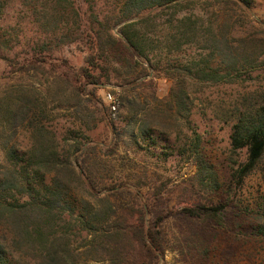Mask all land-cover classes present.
<instances>
[{
	"label": "trees",
	"instance_id": "obj_1",
	"mask_svg": "<svg viewBox=\"0 0 264 264\" xmlns=\"http://www.w3.org/2000/svg\"><path fill=\"white\" fill-rule=\"evenodd\" d=\"M78 1L24 0V3L34 6V18L47 33L55 35L63 23L61 39L69 40L73 35L71 22L79 18L75 7ZM200 1L123 0L112 17L97 20V27H91L87 33L85 65L79 69L55 58L51 50L45 49L47 45L25 60L21 70L48 76L51 100L39 97L34 90L14 87L0 96V150L4 156L0 166V264H85L84 258L102 264H159L165 258L163 221L148 226V207L139 193L126 184L109 185L104 181L108 166L97 153L98 145H90V138L78 130H70L59 139L53 123L55 110L83 107L86 86L93 87L86 99L89 102L96 100L99 88L114 80L131 85L146 76L147 68L135 60L137 56L145 58L158 75L163 72L174 80L170 94L163 100L156 99L158 105L149 118L186 120L193 84L238 83L248 62L241 60V47L228 42L230 32L221 36L201 31L200 17L188 14ZM209 1L238 9L250 4V0ZM4 5L0 3V12ZM167 14L169 19L159 23ZM134 18L139 19L121 28L125 41L111 33L113 26ZM161 24V42L151 47L147 34H157ZM227 27L231 28L229 20L225 21L224 28ZM140 28H145L147 34L142 36ZM196 42L219 51L214 66L170 63V55L185 54ZM163 54L169 61L166 64L162 62ZM140 113L131 114L124 121L127 125L135 122L132 126H136L140 135L156 143L160 131L149 127L148 121L137 119L135 115ZM231 113V152L236 154L245 149L247 153L246 161L233 173L234 182L241 186L264 162V91L244 97ZM111 114L109 105L100 111V121L113 127ZM20 130L29 134L27 149L17 145ZM113 130L114 141L107 149L111 153L121 144V133ZM201 144L200 135L193 132L190 152L198 167V185L210 187L216 182L210 181L211 166L202 154ZM102 191L106 193L100 196ZM115 201L124 205L117 210ZM225 211L224 205L213 201L201 203L189 199L182 213L188 220L220 224ZM261 214L264 221V211ZM253 228L264 232V224Z\"/></svg>",
	"mask_w": 264,
	"mask_h": 264
},
{
	"label": "rangeland",
	"instance_id": "obj_2",
	"mask_svg": "<svg viewBox=\"0 0 264 264\" xmlns=\"http://www.w3.org/2000/svg\"><path fill=\"white\" fill-rule=\"evenodd\" d=\"M0 3L5 4L0 12V96L14 87L34 90L39 97L51 100L48 76L21 70L25 67V60L39 54L41 47L47 45L45 49L51 50L55 58L66 60L74 69L81 68L87 55L84 46L87 33L91 32V27H97V20L107 15L112 17L123 0L76 2L79 18L71 22L73 35L69 40L68 37L61 39L63 23L59 24L60 29L55 35L43 30L34 18V6L24 0H0ZM149 13L145 12L141 17ZM188 14L200 17L202 32L209 30L214 35L230 32L228 42L233 47H241V60L248 64L238 83L193 84L190 86V114L186 120H164L162 116L149 118L158 100L170 94L174 80L163 72L158 75L159 72H155L145 58L137 56L135 60L147 68L146 76L131 85L114 80L96 91L95 101H86L93 91L92 86H86L82 108L55 110L54 130L59 139L70 130L88 136L90 145H98V155L106 160L108 168L104 181L109 185L126 184L139 193L148 207V226L163 221L167 252L159 264H264V232L253 228L264 224L261 214L264 211V162L241 186H237L233 173L246 161L247 153L244 149L233 154L230 147V116L234 107L244 97L264 91V0H250V4L241 9L201 0L188 10ZM138 19L113 26L111 33L121 42L125 41L122 26ZM168 19V14L164 15L159 23ZM226 20L231 28H224ZM159 28L157 34H147L145 28H140L142 36L147 34L151 47L161 42L162 24ZM153 54H150L152 59ZM219 55V51H211L203 42H196L187 48L185 54L170 55L168 59L174 64L192 62L203 67L206 63L214 66ZM168 59L162 55L164 64L169 62ZM108 93L112 94L117 105L116 112L112 111L113 103L107 99ZM109 105L113 112V127L100 121V111ZM139 111L141 113L135 115L137 119L148 121L149 127L160 131L156 143L150 137H142L136 126H132L135 122L127 125L124 121ZM114 128L121 133V144L111 153L107 149L114 141ZM193 132L201 137L202 154L211 166L210 181L216 182L210 187L198 185V167L190 152ZM16 141L19 148L27 149L30 146L28 132L20 130ZM3 162L0 150V166ZM105 193L102 191L100 196ZM189 199L224 205L226 211L220 224L188 220L182 211L188 206ZM121 202L115 201L117 210L124 205ZM83 261L85 264H102L85 258Z\"/></svg>",
	"mask_w": 264,
	"mask_h": 264
},
{
	"label": "built area",
	"instance_id": "obj_3",
	"mask_svg": "<svg viewBox=\"0 0 264 264\" xmlns=\"http://www.w3.org/2000/svg\"><path fill=\"white\" fill-rule=\"evenodd\" d=\"M107 99H108L111 103H113L112 111H113V112H116V110H117V105L115 104V101H114L113 96H112L111 93H108V94H107Z\"/></svg>",
	"mask_w": 264,
	"mask_h": 264
}]
</instances>
